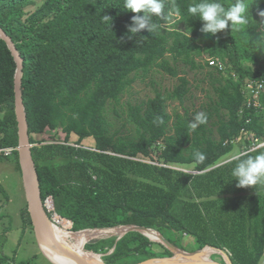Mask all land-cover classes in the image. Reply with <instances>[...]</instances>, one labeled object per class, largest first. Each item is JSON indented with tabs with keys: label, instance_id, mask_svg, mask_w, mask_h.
I'll list each match as a JSON object with an SVG mask.
<instances>
[{
	"label": "trees",
	"instance_id": "16d2710c",
	"mask_svg": "<svg viewBox=\"0 0 264 264\" xmlns=\"http://www.w3.org/2000/svg\"><path fill=\"white\" fill-rule=\"evenodd\" d=\"M164 2L166 11L175 3L184 21L153 17L152 32L133 34L128 29L137 14L126 11L124 0H42L40 5L36 0H0V28L24 59L30 141L36 144L33 136L47 129L65 134V144L32 148L42 199L53 198L56 212L73 222V232L128 225L154 229L164 237L167 231H184L198 242L188 252L211 247L228 252L232 264H259L264 256V185L238 188L231 176L236 162L223 164L222 159L238 139L247 146L251 135L264 139V110L248 108L242 91L248 81H264V41L259 40L264 18L258 15L264 0H252L253 18L246 28L231 32L229 27L215 36L202 33V21L187 13L200 0ZM219 2L227 6L235 0ZM207 59L222 62L224 71L210 67ZM179 64L202 72L215 94L212 110L205 113L207 123L195 131L188 125L197 112L168 110L170 102L184 105L190 93ZM153 70L177 77L179 84L139 105L128 104L120 127V133H128L113 132L109 106L121 118L117 107L123 95L135 77ZM15 74V59L0 38V149H13L0 162L11 159L22 183ZM260 103L264 107V91ZM214 115L218 140L207 125ZM158 116L163 125L154 122ZM172 129L174 139H168ZM73 136L74 146L69 144ZM87 139L95 142L92 148L83 145ZM196 150L205 154L203 162L196 161ZM22 215L32 228L27 205ZM117 239L87 244L86 250L107 254V264L174 256L139 232Z\"/></svg>",
	"mask_w": 264,
	"mask_h": 264
},
{
	"label": "rangeland",
	"instance_id": "374dc122",
	"mask_svg": "<svg viewBox=\"0 0 264 264\" xmlns=\"http://www.w3.org/2000/svg\"><path fill=\"white\" fill-rule=\"evenodd\" d=\"M41 2L42 0H36V3H39V5ZM35 7L36 6H33L30 9L34 10ZM177 69L179 70L180 76H186L190 81V93L188 94L184 105H179L178 102H170L168 109L169 112L171 114H174L175 111L184 113L185 109L189 110L191 113H206L207 111H211L212 107L210 104V97H214L215 94L213 93L209 83L205 81V75L202 72H192L181 64L177 65ZM178 84L179 79L177 77H172L161 70H153L147 76L140 75L135 77L134 84L123 95L121 103L117 107L121 118L116 117V114L111 111L113 106H109L108 120L113 122L115 125L113 132L118 130L120 135H126L128 133L126 129L120 133V127L123 125V121L127 116L126 112L128 110V104L139 105L148 99L155 97L157 92L167 93L172 91ZM216 121L217 118L214 115L213 119L209 120L207 125L213 129L212 137L215 140H218L219 136L216 131L217 127L213 125ZM172 136L173 138H171ZM33 137L36 141V144L34 145L37 146L50 143L65 144V134L61 129H47L43 134L34 135ZM168 137V139H174L173 129L169 131ZM72 139L73 140H71L69 144L74 146V142L77 138L76 136H73ZM236 142L237 144L234 151L222 159V161L226 160L223 164L232 161V157L234 155L247 147V145L241 140ZM94 143L93 139H87L83 145L86 148H92ZM22 189L23 185L21 183L20 174L14 167L12 160L5 159L0 162V264H52L53 262L41 251L36 241L33 229L26 225L25 221H23L19 214V210L24 203V189ZM70 225L72 226L71 222ZM68 230L69 232H73L70 228ZM113 237L107 236L91 240L83 245V251L91 252L86 250L87 244ZM165 237L172 238L178 246L187 250V252L194 251L198 248L196 238L190 233H184V231L173 233L167 231ZM151 240L156 242L158 239ZM156 252L159 251L156 250ZM216 252L218 254L216 253L212 255L211 260L215 263L223 264L224 262L226 264V255L224 253L222 254V252L218 249ZM225 253L227 254L226 258L228 257L230 259L229 253L226 251ZM95 254L100 257L103 264H107L103 260L104 256L107 254H100L101 256L97 253ZM259 264H264V256L260 260Z\"/></svg>",
	"mask_w": 264,
	"mask_h": 264
},
{
	"label": "clouds",
	"instance_id": "9594fccd",
	"mask_svg": "<svg viewBox=\"0 0 264 264\" xmlns=\"http://www.w3.org/2000/svg\"><path fill=\"white\" fill-rule=\"evenodd\" d=\"M252 6V0H235L227 6L219 0H200L198 3L189 5L187 13L195 20L202 21L200 28L202 33L215 36L229 27L231 32L246 28L253 18L250 13ZM124 8L126 11L137 14L132 17L133 26L128 29L133 34L141 30L152 32L156 28L153 17H162L172 23L176 20L184 21L181 9L175 3L166 11L164 0H124ZM258 15L264 18V11H259ZM102 19L111 21L108 16ZM190 32L187 31L188 35ZM259 40L264 41V33H259ZM207 119L204 112H199L188 127L191 131H195L200 125L206 124ZM154 122L163 125L164 118L158 116ZM194 156L197 162H203L206 159L205 154L199 150L194 152ZM232 160L236 163L231 170V176L237 182L238 188L264 185V152L255 156L248 155L246 158H242V155H234Z\"/></svg>",
	"mask_w": 264,
	"mask_h": 264
},
{
	"label": "water",
	"instance_id": "95a60500",
	"mask_svg": "<svg viewBox=\"0 0 264 264\" xmlns=\"http://www.w3.org/2000/svg\"><path fill=\"white\" fill-rule=\"evenodd\" d=\"M0 38L6 42L16 62L14 94H15V113L18 123V138H19V144L16 150L18 151V155H19V163L22 172V185L25 193L27 210L29 213V217L35 234L36 241L42 252H43L42 247L54 248L57 251H59L61 254H63L66 258H68L73 264H89V262L82 255H80L78 252H76L72 248L68 247L65 243L60 241L54 233L53 230L54 218L51 215H49V213L47 212L45 201H43L42 199L38 172L32 154V148L34 146L30 141L29 125L27 121L26 108L24 105L23 87H22L23 73H24V59L22 58L12 38L8 36L7 33L2 28H0ZM114 229H118L120 232L117 241H119L122 237H124L126 234L130 232H139L148 239H150L145 234V231H150V230L155 231L158 233L160 237L159 241H156V243H160L164 245L169 251L173 253L174 256L181 257L185 260L184 262H176V263L167 262L174 259L173 256L170 258H154L143 261L139 264H199L198 261L195 259V255L202 252V250L197 252L184 251L178 248L177 246H175L174 244L170 243L163 235H161L158 231L154 229H149L135 225L121 226ZM106 230H113V229H92V230L90 229L75 233H80L85 231H106ZM220 251L227 256V254L224 251L222 250ZM113 252L114 249L108 254H112ZM153 261H157V263H151ZM229 262L230 264H232L230 259Z\"/></svg>",
	"mask_w": 264,
	"mask_h": 264
},
{
	"label": "bare ground",
	"instance_id": "6f19581e",
	"mask_svg": "<svg viewBox=\"0 0 264 264\" xmlns=\"http://www.w3.org/2000/svg\"><path fill=\"white\" fill-rule=\"evenodd\" d=\"M72 228L70 225V221L64 218L55 217L53 230L57 238L65 243L68 247L72 248L80 255H82L89 264H103L100 260V257L92 252L83 251V245L87 242H90L94 239H100L101 237H109V236H119L120 232L117 230H106V231H85L80 233L69 232V228ZM145 234L151 239H158L159 235L155 231H145ZM43 254L50 259L54 264H73L68 258H66L63 254L57 251L54 248L42 247ZM217 250V249H216ZM216 250L211 247H206V249L202 250V252L195 255V259L199 264H219L215 263L211 260V256L216 254ZM218 254V253H217ZM223 254V253H222ZM226 264H230L229 258L225 256ZM185 260L181 257L174 256V259L167 262H184ZM52 263V264H53ZM151 263H157V261H153Z\"/></svg>",
	"mask_w": 264,
	"mask_h": 264
},
{
	"label": "built area",
	"instance_id": "2783aa9c",
	"mask_svg": "<svg viewBox=\"0 0 264 264\" xmlns=\"http://www.w3.org/2000/svg\"><path fill=\"white\" fill-rule=\"evenodd\" d=\"M209 62L210 67L218 68L220 71H224L225 66L222 62L215 60V59H207ZM243 95L246 99L245 104L248 108H256V109H263L261 103H260V96L264 91V81H248L243 86ZM251 145L245 147L243 150H241L240 155L244 156L250 152L258 151L262 148H264V139L256 138L253 135H251ZM240 140V139H238ZM236 140V141H238ZM237 143V142H236ZM13 149L11 148H4L0 149V156L1 155H10ZM45 206L46 210L53 218L60 217L62 218L57 212L54 204V200L52 197H48L45 200ZM73 227V223H72Z\"/></svg>",
	"mask_w": 264,
	"mask_h": 264
},
{
	"label": "crops",
	"instance_id": "0c3cea01",
	"mask_svg": "<svg viewBox=\"0 0 264 264\" xmlns=\"http://www.w3.org/2000/svg\"><path fill=\"white\" fill-rule=\"evenodd\" d=\"M241 148V147H240ZM260 150H264V148H262V149H260ZM239 152H241V151H239ZM237 153L236 155H240V153ZM23 190V189H22ZM23 193H24V191H23ZM24 201V203H23V206L20 208V210H19V214H20V216H21V218L23 219V221H25V218L23 217V215H22V212H23V210H24V208L26 207V199H25V193H24V199H23ZM72 229V228H71Z\"/></svg>",
	"mask_w": 264,
	"mask_h": 264
}]
</instances>
